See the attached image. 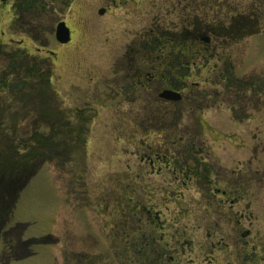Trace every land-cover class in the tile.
<instances>
[{
	"label": "rangeland",
	"instance_id": "rangeland-1",
	"mask_svg": "<svg viewBox=\"0 0 264 264\" xmlns=\"http://www.w3.org/2000/svg\"><path fill=\"white\" fill-rule=\"evenodd\" d=\"M39 2L38 8L25 13L24 26L10 30L0 20L5 33L0 40L4 44L10 38L23 40L22 47L30 54L26 56L39 61L49 78L41 85L31 81L19 93L9 92V102L0 103V264H62V250L72 249L101 254L106 264H119L104 233L109 229L104 224L107 219L98 214L110 218L127 211L126 204L148 208L166 224L172 214H179V206L191 211L195 217L186 220L195 235L191 264H203L204 248L219 240V232L227 235L225 242L232 252L242 248V234L247 230L264 243V178L248 180L243 200L231 209L228 197L216 196L212 189L227 195L232 184L237 190L233 196L240 197L246 179L231 176L230 171H239L241 163L246 165L253 155L251 170L257 166L263 170L264 91L257 98L247 92L250 107L241 110L246 104L243 100L241 105L240 99L232 115L225 89L211 86L212 74H191L187 84L199 83L192 93L203 92L204 101L197 107L183 102L179 124L170 133L160 127L134 129L127 125L130 118L141 121L150 109L149 96L162 90L156 82L143 81L141 88H145L133 92L139 82L130 84L132 74L126 68L131 59V30L143 22L141 13L150 0ZM99 10L104 14L99 15ZM60 21L71 31L66 45L55 40L54 29ZM243 61L246 66L234 72V78L256 75L264 80V71L250 73L264 65V37L249 44ZM206 81L210 85L203 88ZM235 91L231 90L233 97ZM186 93H182L185 98L195 96ZM257 99L260 104L251 105ZM245 112L248 121L241 119ZM81 119L88 120L85 146L70 153L71 160L58 177L55 160L50 163L47 158H61L65 148L42 137L52 130L50 135L63 132L73 139ZM187 147L192 150L189 156L208 165L210 181L190 177L195 172L184 158ZM155 149L160 155L151 167ZM168 151L172 162L166 170L165 158L160 156ZM176 161L179 167L173 166ZM135 173L140 174L137 180ZM68 190L75 194L69 196L71 206L65 201ZM77 197L91 208L73 205ZM58 237L61 245L55 242Z\"/></svg>",
	"mask_w": 264,
	"mask_h": 264
},
{
	"label": "flooded vegetation",
	"instance_id": "flooded-vegetation-1",
	"mask_svg": "<svg viewBox=\"0 0 264 264\" xmlns=\"http://www.w3.org/2000/svg\"><path fill=\"white\" fill-rule=\"evenodd\" d=\"M150 2L151 5L144 3L145 7L141 13L144 17V19L142 18L143 22H140L138 29L131 30L133 36V41L130 42L132 47L129 48L131 59L126 68L132 74L129 77L130 84L139 82L133 86L135 87L133 92L136 91V88H145H141L143 81L156 82L158 88L162 90L149 96L150 109L145 113L143 119L136 121L132 116L127 125L134 129L143 126L160 127L170 133L171 131L168 130L179 124L182 111L180 107L183 106V102L187 101V104L191 102V106L197 107L206 97L203 92L192 93L193 88L199 89V83L187 84L191 74L195 73H208L210 76L212 74L209 78L212 82L211 86L225 89L230 100L228 112L230 111L232 115L235 112L234 103L237 104L240 99L241 105L243 100L246 104L241 110H247L250 107L248 105L250 99L246 93L251 92L254 97H258L260 93L258 89L264 88V80L256 75L237 79L238 77L234 78L233 73L246 66L243 58L249 44L251 45L254 39L264 37V0H154V3L150 0ZM39 4V0H0V20L5 22L7 27L10 26V30H14L15 25L18 24L24 26L25 22L22 21L25 20V13L30 9L34 11ZM140 5L141 3H139ZM68 30L71 41V31L69 28ZM23 33L25 32L23 31ZM4 35L3 30H0V36L4 37ZM22 46L23 40L18 42L10 38L6 44L0 40V103L2 104H5L4 101L9 97V92L16 90L19 93V90L23 91L26 84L31 81H38L40 85L43 83L37 79L28 80L29 76H26L25 73L28 64L25 65V63L29 61L36 65L37 76L42 73V66L35 58L27 57L30 54ZM259 71H264V65L253 67L250 73ZM123 78L125 76H121V79ZM47 79L49 78L47 77ZM208 82L203 83V88L210 85ZM46 84H50V82H46ZM44 88L48 90L49 87L45 86ZM233 88H236L234 97L231 92ZM123 90L128 91V88H123ZM184 91L187 92L186 95L195 94V96L192 95V98H189L187 95L185 98L182 95ZM48 94L51 96L52 93L50 94L48 91ZM233 98L234 102H232ZM258 100L257 103L251 105H259ZM6 102L9 101L6 100ZM241 119L249 120L246 112ZM169 152H166V156L163 154L160 156V159L165 158L166 170L170 169L169 166L172 162ZM152 153L153 158L149 162L151 167H154L160 153L157 149ZM190 153L192 150L187 147V154H184V158L192 163L195 172L190 174V177L194 176L200 179L204 177L209 180L208 165L197 162L196 158L189 156ZM253 158H255L254 155L251 158L254 161ZM251 160L247 161L246 165L241 163L242 168L238 169L239 171L234 169L230 171L231 176L239 174L242 179H246L242 183L240 197L233 196L237 190L232 184L231 187L229 185L227 195L224 190L212 188L218 194L216 196L228 197L227 199L231 201L229 202L230 209L243 200L241 197L248 191V180L263 181L264 168L262 170L257 166V169L251 170ZM173 166L179 167V163L173 162ZM196 169L197 171H195ZM137 178H140V174L135 173L134 179L137 180ZM207 180L202 182L205 183ZM247 206L245 204V210ZM243 212L240 215L241 219L244 216ZM251 235L248 230L242 234L244 240L241 249L246 255L241 260V264H264L263 239L256 238L254 234L256 240L254 241V237ZM227 244L229 245V243ZM230 248L229 245L228 250L231 253V258L228 259V262L236 264L238 258L234 254L241 249L232 252Z\"/></svg>",
	"mask_w": 264,
	"mask_h": 264
},
{
	"label": "trees",
	"instance_id": "trees-1",
	"mask_svg": "<svg viewBox=\"0 0 264 264\" xmlns=\"http://www.w3.org/2000/svg\"><path fill=\"white\" fill-rule=\"evenodd\" d=\"M27 64L28 67L25 73L26 76H29V80H48L47 77H45V73H41L38 76L36 75L38 72L35 69L36 65H34V63H29L28 61L26 62V65ZM254 90L253 92H256ZM258 91L261 92L264 91V89H258ZM78 125L76 130L77 137L74 136L73 139L68 138L69 136L67 137L63 132L50 135L52 130H49V132L42 137V140L46 142H51V144L57 143L60 147L63 145L65 148L61 155L62 161H60V157L47 158L50 160V163H52L51 160H55L54 170L57 176L59 174L58 171H62L64 163L71 160L69 157L70 153H76L80 151L79 149L83 150L82 147L85 146L88 120L81 119V121H78ZM77 177L76 181L79 183L81 175L78 174ZM82 188L83 187H81V190ZM69 196H75V194L69 190L65 193L66 202L71 206L72 202ZM83 196V194L80 195V197ZM73 202L75 206L88 205L87 203L79 202L78 197L75 198ZM175 203H178V201H175ZM125 207L128 208V205L126 204ZM179 207H181V211L177 210L179 214H172V218H170L171 220L168 224L161 222L156 216V213L151 215L149 211H146V209L142 207L138 208V211H136L138 213L135 212V214L129 208V212H120L116 215H111V224L107 239L119 264H183L184 262L191 264L192 255L195 254L196 248L194 244L195 235L193 233L194 230L188 229L186 220L188 219L191 221V217L194 216V214L186 208L184 209L182 206ZM120 215L121 217H119ZM218 234L220 236L219 240L212 244H207L204 248L202 256L203 259L205 258V261L203 260V264L234 263L231 261L228 262V259L231 258V253L228 250L229 245L225 242L227 235L222 232ZM211 236L212 235H210L209 238ZM245 255L246 253L244 254L242 249L237 251L234 254V256L238 258L235 263L241 264V260ZM106 261V257L101 254L87 253L74 249L69 251L62 250V264H106Z\"/></svg>",
	"mask_w": 264,
	"mask_h": 264
},
{
	"label": "water",
	"instance_id": "water-1",
	"mask_svg": "<svg viewBox=\"0 0 264 264\" xmlns=\"http://www.w3.org/2000/svg\"><path fill=\"white\" fill-rule=\"evenodd\" d=\"M104 13V10H99L98 14L102 15ZM55 34H56V40L60 43H67L69 41V31L68 29L65 27L63 22H60L57 26H56V30H55Z\"/></svg>",
	"mask_w": 264,
	"mask_h": 264
}]
</instances>
